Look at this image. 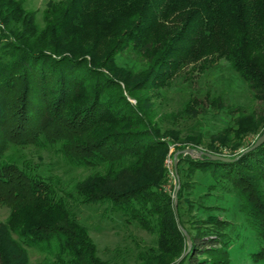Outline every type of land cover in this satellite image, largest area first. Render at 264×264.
Returning a JSON list of instances; mask_svg holds the SVG:
<instances>
[{"label": "trees", "instance_id": "1", "mask_svg": "<svg viewBox=\"0 0 264 264\" xmlns=\"http://www.w3.org/2000/svg\"><path fill=\"white\" fill-rule=\"evenodd\" d=\"M43 21L22 0H0V204L10 210L0 264H113L74 210L95 203L155 234L136 264H175L185 253L176 215L191 241L178 264H231L238 224L180 207L199 174L207 191L237 202L256 243L250 258L264 264V142L243 152L264 131V0H62ZM220 59L245 82L243 99L192 88L194 72ZM171 88L177 107L162 113ZM27 145L55 147L67 178L9 152ZM170 145L179 152L175 197L165 188Z\"/></svg>", "mask_w": 264, "mask_h": 264}, {"label": "rangeland", "instance_id": "2", "mask_svg": "<svg viewBox=\"0 0 264 264\" xmlns=\"http://www.w3.org/2000/svg\"><path fill=\"white\" fill-rule=\"evenodd\" d=\"M22 1L23 7L26 10L33 11L37 24L43 27V13L45 10L51 5L59 4L62 0ZM115 61L119 66L124 64V58L122 55H117ZM215 63H217V69L206 68L203 74H200L199 71L194 72V74L198 77H195V80L191 83L192 88L197 91L200 89L203 91L209 90L211 92L231 91L235 92L239 99H243V96L247 94L245 82L239 76L232 74L228 67V63H226L224 59H220ZM228 78L231 79V85L228 84ZM181 86L184 87L186 85L183 83ZM177 90H175V88H171L169 98L166 99V101L164 100L162 102L163 107H160V111H162V113L169 112L177 107L178 97H176L175 93ZM129 100L134 103L133 98H129ZM210 119V124L213 123L216 126H221V121L213 119L212 116ZM163 125L166 127L170 126V124L165 122ZM210 128L214 129L215 127L210 126ZM254 135L255 134H251L248 136L247 140H252ZM172 151L173 146L170 145L169 152L163 160V165L168 174V180L165 188L172 193L173 197H175L174 194L176 195V189H179L180 183L174 169V154L176 152L172 153ZM9 152L16 153V155L21 156L22 159L30 162L32 165L37 164L43 166L44 168L47 167L52 173H57L67 178L66 172L62 173L63 169L54 166L59 157L58 153H56L55 147L48 146L47 148L40 149L32 145H27L12 148ZM177 156L176 168L178 161ZM185 165L186 164L184 163H179L182 170L186 169ZM80 172V170H76L70 173V175H75ZM185 178L186 177L182 174V179ZM187 191L192 195L183 199L182 205L180 206L182 207V211H184L185 215L188 210L187 204L189 203L188 205L190 206L193 204L194 208L192 213L197 216V218L207 219L210 216H214L227 219L231 221L232 225H234V223L238 224L239 232H241V240L240 242H237V248L231 250V264H262L255 262L252 258H250L249 253L256 248L255 239L252 234L245 229L241 213L238 212L237 209V202L231 196L223 198L219 194L220 191H207L204 179H202L200 174L192 177ZM211 194L213 195L207 198ZM200 204H203L204 208L199 207ZM104 207L105 204L95 203L77 205L74 207V210L81 222L87 227L88 236L95 244L100 258L109 260L113 264H136L134 261L136 252L139 248L153 246L156 241L155 234L147 232L133 222H124L122 217L119 215L105 214ZM9 212L10 210L6 205L0 204V222L6 221ZM184 219L186 221L189 220L187 216H184ZM238 244L240 245L238 246ZM29 256L30 260L34 263L41 258V255L33 249L29 251Z\"/></svg>", "mask_w": 264, "mask_h": 264}, {"label": "water", "instance_id": "3", "mask_svg": "<svg viewBox=\"0 0 264 264\" xmlns=\"http://www.w3.org/2000/svg\"><path fill=\"white\" fill-rule=\"evenodd\" d=\"M264 142V131L263 133L257 137V139H255V141L252 143V145H250L247 149H245L243 152H246V151H249V150H252V149H255L256 147H258L260 144H262ZM180 152L184 153V154H189L191 155L192 157H201L202 155H205L207 157H210L211 159H218V160H223V161H230V160H233V159H236L237 157H234L233 159L229 158V157H226V156H222V155H216V154H211L209 152H205V151H202V150H195V149H192V148H185L183 150H181ZM178 152H176L174 154V169L176 171V156H177ZM178 186H179V183H178ZM177 186V187H178ZM177 190V189H176ZM175 196V194H174ZM173 207H174V212L175 214H177V209H176V200L174 199V204H173ZM176 221L178 223V227L179 229L181 230V232L183 233V235L185 236L186 238V242H187V248H186V251L185 253H183L179 259L176 261L175 264H178L179 261L184 257V255L190 250V247H191V241H190V238H189V235L187 233V231L179 224V218L177 217L176 215Z\"/></svg>", "mask_w": 264, "mask_h": 264}]
</instances>
